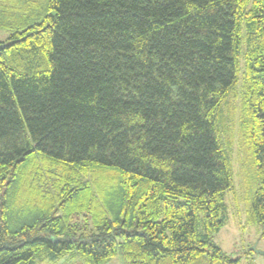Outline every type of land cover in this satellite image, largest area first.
<instances>
[{
	"label": "trees",
	"instance_id": "1",
	"mask_svg": "<svg viewBox=\"0 0 264 264\" xmlns=\"http://www.w3.org/2000/svg\"><path fill=\"white\" fill-rule=\"evenodd\" d=\"M0 30V264H238L235 123L264 237V0H0Z\"/></svg>",
	"mask_w": 264,
	"mask_h": 264
},
{
	"label": "rangeland",
	"instance_id": "2",
	"mask_svg": "<svg viewBox=\"0 0 264 264\" xmlns=\"http://www.w3.org/2000/svg\"><path fill=\"white\" fill-rule=\"evenodd\" d=\"M8 32L0 30V38L5 39ZM236 124V123H235ZM233 126L234 150L232 154L233 188L228 191L224 202L227 218L219 230L215 231L212 241L232 259H239L238 264H264V254L249 250L254 242L257 248L264 251V237L261 236V224L251 218V201L254 191L252 175L253 159L244 147L238 151V138L235 136L237 125ZM108 184V180H104ZM41 264H82L78 259L63 258L55 262L46 261ZM104 264H127L117 255Z\"/></svg>",
	"mask_w": 264,
	"mask_h": 264
},
{
	"label": "water",
	"instance_id": "3",
	"mask_svg": "<svg viewBox=\"0 0 264 264\" xmlns=\"http://www.w3.org/2000/svg\"><path fill=\"white\" fill-rule=\"evenodd\" d=\"M249 250L252 251V252H255V253L264 254V251L259 250V249L257 248V242H254V243L251 245V247L249 248Z\"/></svg>",
	"mask_w": 264,
	"mask_h": 264
}]
</instances>
